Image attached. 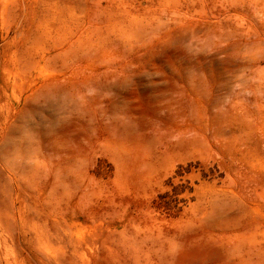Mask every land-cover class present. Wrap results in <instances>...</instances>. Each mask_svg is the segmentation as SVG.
Returning a JSON list of instances; mask_svg holds the SVG:
<instances>
[{"label":"rangeland","instance_id":"1","mask_svg":"<svg viewBox=\"0 0 264 264\" xmlns=\"http://www.w3.org/2000/svg\"><path fill=\"white\" fill-rule=\"evenodd\" d=\"M0 264H264V0H0Z\"/></svg>","mask_w":264,"mask_h":264}]
</instances>
